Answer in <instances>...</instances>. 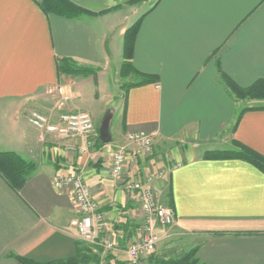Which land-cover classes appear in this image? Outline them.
I'll use <instances>...</instances> for the list:
<instances>
[{
  "label": "crops",
  "instance_id": "1",
  "mask_svg": "<svg viewBox=\"0 0 264 264\" xmlns=\"http://www.w3.org/2000/svg\"><path fill=\"white\" fill-rule=\"evenodd\" d=\"M69 1L85 13L69 17L44 11L42 0H0V152L34 164L18 191L0 175V264H20L14 256L62 260L77 250L124 263L123 248L142 219L136 195L109 176L117 148L129 156L126 174L174 211L170 226L155 228L147 264L192 250L202 264H264V173L240 159L202 157L233 141L264 156V110L243 112L235 125L244 100L221 78L243 88L264 78V0ZM142 15L132 64L158 80L121 90L123 34ZM58 58L94 74L60 75ZM51 88L60 94L47 95ZM57 103L88 112L92 136L61 138L28 123L29 111L53 113ZM127 133L151 135L152 152L139 154ZM76 171L116 250L77 237L76 205L53 185L56 175Z\"/></svg>",
  "mask_w": 264,
  "mask_h": 264
},
{
  "label": "built area",
  "instance_id": "2",
  "mask_svg": "<svg viewBox=\"0 0 264 264\" xmlns=\"http://www.w3.org/2000/svg\"><path fill=\"white\" fill-rule=\"evenodd\" d=\"M60 94V89L51 88L47 95ZM60 103L54 104L51 112L43 113L36 109L29 111L28 123L39 131H45L61 138H89L94 131L91 115L85 111H62ZM56 111V112H55ZM54 112L56 114L53 117ZM125 139L137 145L139 154L152 152L151 135L127 133ZM129 156L123 148H117L111 153L109 176L128 194H135L141 210L142 226L139 233L123 248L124 264H147L155 252L157 236L155 228L168 227L174 221L173 209L161 203L154 189L139 178L126 174V163ZM163 174V170L159 175ZM53 185L57 189L68 191L73 199L77 216L71 224L77 237L88 244H99L104 252L116 250L118 243L109 234L103 213L99 211V203L93 199L81 172L56 175ZM86 264V263H84ZM87 264H115L106 256Z\"/></svg>",
  "mask_w": 264,
  "mask_h": 264
},
{
  "label": "trees",
  "instance_id": "3",
  "mask_svg": "<svg viewBox=\"0 0 264 264\" xmlns=\"http://www.w3.org/2000/svg\"><path fill=\"white\" fill-rule=\"evenodd\" d=\"M138 1V0H134ZM160 1V0H157ZM41 7L44 11L55 12L69 17H77L84 10L70 2L69 0H42ZM144 15L140 16L133 24H131L123 34V46L122 57L123 62L119 69L121 77H127L132 75L134 77L133 82H128L122 85L125 90L139 85L157 82L156 75L145 74L137 71L132 64L134 42L140 26L141 20ZM56 66L58 74H83L89 75L94 72L92 69H88L77 65L73 60L69 58L56 59ZM222 80L229 87L230 91L237 99L241 100H263L264 101V78L256 80L252 85L248 87H239L233 81H231L226 75H221ZM247 110H264V105L244 107L238 112L235 125L239 121L241 114ZM204 159H240L246 161L261 172L264 173V156L250 149L249 147L239 143L237 141L232 142V148L226 150H208L202 155ZM34 171V164L26 161L13 152H0V175L6 181V183L14 190L18 191L26 179ZM169 206L172 208L170 202ZM173 209V208H172ZM122 232L129 235V224L122 226ZM14 258L20 264H82L88 261H97L95 255L87 254L81 250H77L76 254L72 257L55 260L49 262H37L25 257L14 256ZM116 264H124L123 262H116ZM164 264H202L195 258V251L192 250L176 260H168Z\"/></svg>",
  "mask_w": 264,
  "mask_h": 264
},
{
  "label": "rangeland",
  "instance_id": "4",
  "mask_svg": "<svg viewBox=\"0 0 264 264\" xmlns=\"http://www.w3.org/2000/svg\"><path fill=\"white\" fill-rule=\"evenodd\" d=\"M92 74H94V72ZM92 74H89V75H92ZM68 75H71V74H68ZM76 76L85 77V76H88V75L76 74ZM119 77H120L119 78L120 83H118V84L120 85L119 87H120L121 90H124V87L122 85H124L125 83H128V82H133L134 81V77L132 75H128L127 77H121L120 74H119ZM261 105H264V101L263 100H259V101L244 100L243 103H242L243 107H250V106L252 107V106H261ZM182 255H184V254H182ZM176 259H178V258H170V259H167V260L163 259V260H160V261L157 260V261H158L159 264H164L168 260H176ZM89 262H93V261H88V262H86V264L89 263ZM82 264H84V263H82Z\"/></svg>",
  "mask_w": 264,
  "mask_h": 264
},
{
  "label": "water",
  "instance_id": "5",
  "mask_svg": "<svg viewBox=\"0 0 264 264\" xmlns=\"http://www.w3.org/2000/svg\"><path fill=\"white\" fill-rule=\"evenodd\" d=\"M103 134V133H102Z\"/></svg>",
  "mask_w": 264,
  "mask_h": 264
}]
</instances>
